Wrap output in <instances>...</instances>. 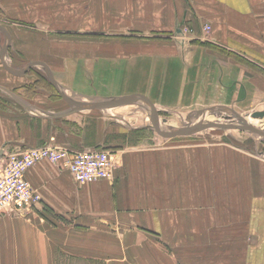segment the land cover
I'll use <instances>...</instances> for the list:
<instances>
[{
	"label": "crops",
	"instance_id": "obj_1",
	"mask_svg": "<svg viewBox=\"0 0 264 264\" xmlns=\"http://www.w3.org/2000/svg\"><path fill=\"white\" fill-rule=\"evenodd\" d=\"M124 1L132 44L13 45L8 33L7 66L42 64L54 86L37 65L23 76L0 67V158L45 144L103 149L115 170L112 183L85 185L46 162L28 171L41 202L0 218V264H264V158L255 148L178 138L187 136L159 144L115 118L128 104L82 109L59 95L77 104L136 95L152 105L154 88L180 98L209 90L215 76L240 95L231 100H260L264 0ZM116 85L129 93L96 91Z\"/></svg>",
	"mask_w": 264,
	"mask_h": 264
},
{
	"label": "rangeland",
	"instance_id": "obj_2",
	"mask_svg": "<svg viewBox=\"0 0 264 264\" xmlns=\"http://www.w3.org/2000/svg\"><path fill=\"white\" fill-rule=\"evenodd\" d=\"M124 9V0H0V26L10 33L13 45L18 43L33 44L35 41L40 44V42H47L46 40L58 43L85 44H106L112 41H121L132 44L133 38L126 35V33H130V29L125 32L124 21L120 19V13ZM128 39L131 41L126 42ZM4 40V35L0 31V49L3 48ZM34 70L47 78L41 68H34ZM4 74L9 76V73L4 72ZM29 76L38 75L31 72ZM213 80H210L211 83L209 82V90L202 89L199 93L188 94L187 86H184L186 90L179 94L180 98L177 97V94L173 95L171 91L158 96L157 89L154 88L150 98V103L154 105L147 102L154 118L164 125L163 127L190 130L196 126L195 112L203 110L204 115L200 118V125L196 132L187 137L178 138H187V140L198 144L234 142L245 148H255L256 153L254 154L261 153L264 158L263 137L247 133L240 126L224 130L210 129V127L219 128L239 123V119L233 116L213 111L219 107L230 108L253 126L261 129L264 126V119H250L249 117L253 112L264 111V98L233 101L231 99L240 95L220 90L215 83V76H213ZM169 82H172V78H169ZM167 88L173 90L170 83L166 85V90ZM96 91L101 94H111L115 91L129 93L128 88L122 85L106 89L96 88ZM140 93L144 92L140 91ZM117 115L116 119L125 120L129 125L143 126L148 133L147 137L150 140L155 139L159 144L172 138L169 133L156 127L150 121L144 108L136 101L128 103L127 107L124 106Z\"/></svg>",
	"mask_w": 264,
	"mask_h": 264
},
{
	"label": "built area",
	"instance_id": "obj_3",
	"mask_svg": "<svg viewBox=\"0 0 264 264\" xmlns=\"http://www.w3.org/2000/svg\"><path fill=\"white\" fill-rule=\"evenodd\" d=\"M41 162L68 172L78 185L114 180L115 164L107 150L77 151L45 144L11 152L0 158V218L25 216L41 202L25 178Z\"/></svg>",
	"mask_w": 264,
	"mask_h": 264
},
{
	"label": "water",
	"instance_id": "obj_4",
	"mask_svg": "<svg viewBox=\"0 0 264 264\" xmlns=\"http://www.w3.org/2000/svg\"><path fill=\"white\" fill-rule=\"evenodd\" d=\"M0 31L3 33L4 37H5V42L3 45V48L1 49V65L2 67L9 72L12 75L15 76H23L30 67H32L33 65H37L39 68H41L47 75V78L49 79L50 83L54 86V80L51 76L50 71L43 66L42 64L39 63H35V64H28L24 71L22 72H17V71H13L11 70L7 64L5 63V60L3 58V53L7 50L8 46H9V35L6 32V30L0 26ZM59 95L61 96V98L63 100H65L68 104L73 105V106H77L80 107L82 109H99V108H104V107H111V106H117V105H123V104H128L131 101H136L138 103L141 104V106L144 108L147 116L149 117L150 121L158 128L163 129L165 132L169 133L170 137H177V136H189L192 135L193 133L196 132L197 128L200 125V118L204 115V111L203 110H199L196 111L194 114V120L196 123V126L190 130H181V129H175L172 127H166L164 128L162 124H160L155 118L154 115L152 114V110L150 109L149 104L143 100L142 98H140L139 96L133 95V96H125V97H120L117 99H112L109 100L107 102H103V103H96V104H77V103H73L71 102L66 96H64L62 93L59 92ZM214 112H221V113H226L229 116H233L234 118L239 119V123L237 124H231L229 126H225V127H210V129H215V130H224V129H228L231 127H235V126H240L242 127L247 133L250 134H254V135H258L260 137L264 138V126L261 127V129L256 128L255 126H253L250 122H248L246 119L242 118L240 115H238L236 112H234L233 110H231L230 108L227 107H219L213 110ZM250 119H264V111L263 112H253L252 114H250Z\"/></svg>",
	"mask_w": 264,
	"mask_h": 264
},
{
	"label": "bare ground",
	"instance_id": "obj_5",
	"mask_svg": "<svg viewBox=\"0 0 264 264\" xmlns=\"http://www.w3.org/2000/svg\"><path fill=\"white\" fill-rule=\"evenodd\" d=\"M163 126H164V125H163ZM164 128H166V126H165Z\"/></svg>",
	"mask_w": 264,
	"mask_h": 264
}]
</instances>
